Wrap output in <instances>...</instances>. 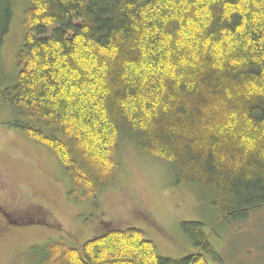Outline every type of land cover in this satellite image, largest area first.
I'll return each mask as SVG.
<instances>
[{
	"label": "trees",
	"instance_id": "16d2710c",
	"mask_svg": "<svg viewBox=\"0 0 264 264\" xmlns=\"http://www.w3.org/2000/svg\"><path fill=\"white\" fill-rule=\"evenodd\" d=\"M22 1L16 78L0 104L52 152L71 198L107 187L126 135L176 184L207 190L219 221L264 209V0ZM11 15L1 0L0 76ZM181 230L202 252L162 257L128 228L49 242L40 264H223L201 223Z\"/></svg>",
	"mask_w": 264,
	"mask_h": 264
},
{
	"label": "rangeland",
	"instance_id": "374dc122",
	"mask_svg": "<svg viewBox=\"0 0 264 264\" xmlns=\"http://www.w3.org/2000/svg\"><path fill=\"white\" fill-rule=\"evenodd\" d=\"M9 1L12 15L1 49L0 90L16 78L15 55L24 33L23 1ZM16 118L13 109L0 104V264H40L49 242L78 247L128 228L141 231L160 256L180 259L202 252L181 230L188 222L203 225L223 264H264V209L243 220L219 221L207 190L176 184L168 165L126 135L113 155V180L95 198L76 201L70 197L69 175L50 150L12 127ZM205 258L213 264L209 254Z\"/></svg>",
	"mask_w": 264,
	"mask_h": 264
},
{
	"label": "flooded vegetation",
	"instance_id": "af4514ba",
	"mask_svg": "<svg viewBox=\"0 0 264 264\" xmlns=\"http://www.w3.org/2000/svg\"><path fill=\"white\" fill-rule=\"evenodd\" d=\"M1 213H2L1 216H2L3 220H4L5 222H8V219L6 218L5 214H4L3 212H1Z\"/></svg>",
	"mask_w": 264,
	"mask_h": 264
}]
</instances>
